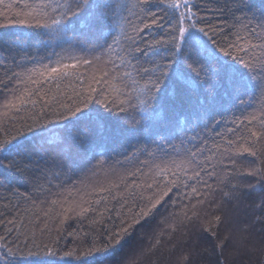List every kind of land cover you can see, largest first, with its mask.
Segmentation results:
<instances>
[{"label":"snow or ice","instance_id":"obj_1","mask_svg":"<svg viewBox=\"0 0 264 264\" xmlns=\"http://www.w3.org/2000/svg\"><path fill=\"white\" fill-rule=\"evenodd\" d=\"M213 3L0 0L4 21L34 29L27 47L0 40V188L16 198L0 203V264H143L194 222L221 251L264 230V0ZM257 92L258 108L215 131ZM48 161L70 183L51 185ZM82 166L85 179L63 171ZM225 204L252 220L219 238Z\"/></svg>","mask_w":264,"mask_h":264},{"label":"trees","instance_id":"obj_2","mask_svg":"<svg viewBox=\"0 0 264 264\" xmlns=\"http://www.w3.org/2000/svg\"><path fill=\"white\" fill-rule=\"evenodd\" d=\"M198 3L201 0H197ZM254 2L259 5L260 0H254ZM225 3V0H218L217 3L209 4L208 7H217L222 6ZM205 6L202 4V7ZM212 18L214 22L217 24H221V22L227 17L220 15L219 13H212ZM34 32L29 25L12 22H6L0 17V40H7L10 43L15 42L13 45L16 46H24L27 47L29 43H31V35ZM19 38V39H18ZM3 45H0L2 48ZM52 49L49 48V51ZM56 51H60L59 48L55 49ZM41 54H45L44 49L41 48ZM246 101H249L248 104L239 105L237 102L236 108L229 107V110L224 114V120L227 123L220 125L215 131H222L227 127H232L231 120L237 116L247 115L248 112L252 111L253 108H258L260 106L262 97L260 93L257 92L256 95L249 100L248 97L244 98ZM249 104L251 106H249ZM220 117H217L219 119ZM193 127V126H190ZM200 128H196L195 131H200ZM204 135L211 137L214 135V131L211 129L204 132ZM161 146L167 148L168 145L163 142ZM173 143L179 144V141H173ZM152 148H156V145H152ZM97 151H103V149H98ZM143 158V157H141ZM116 159H122V157H118L115 154L111 156L108 160V163H114ZM247 159H251L248 157ZM95 161H93L94 163ZM48 167L50 168V172L48 174V180L51 181V185L60 184L62 181L67 185L70 181L66 180L64 175L59 177L53 176L51 173L61 171V169L52 164L51 161H48ZM67 172V175L71 178V180H81L85 179L87 176H90V173L87 171V167L82 166L79 169H76L74 172L68 171L66 168L63 170ZM41 183H44L47 187L48 184L44 181L43 178L40 180ZM13 187L19 188L20 192H31V185L21 181L20 183H14ZM56 187L52 188V191H58ZM18 195V193H17ZM11 199L13 203L16 202V198L10 190H5L4 188H0V203H6L7 199ZM55 198V197H51ZM40 199H44V197H40ZM220 194L217 193L215 196L216 201H220ZM39 202V201H38ZM20 203L23 205L24 201L21 200ZM179 211V209H176ZM202 212L208 211L212 212L211 209L205 208L201 210ZM225 217L224 223L220 225L219 228V238H222L229 231L235 232L244 221L251 222L252 216L247 212H239L235 213L232 211V207L230 204H225L219 210ZM214 214V213H213ZM83 228L85 230L88 229L87 220L82 222ZM154 226V225H153ZM81 227V224L76 220H69L63 226V230L60 233V247L67 248L73 246L74 237L68 236L69 232L73 230H78ZM150 231V230H149ZM56 235L55 230L53 232ZM247 239L242 243H233L229 242L221 251L220 249H214L213 245L217 242L215 238H212L207 233H201L199 230V223L194 222L193 224H189L186 227H181L175 234L171 236L169 239L168 236H165V239L162 242L161 247L154 252L153 255L147 257L143 264H171L172 260H174L175 255L181 249H189L194 250V260L196 264H215L217 259L220 260L221 264H264V230H262L259 224H256L255 227L247 234ZM149 243V239L146 236L144 240L145 246ZM175 246V249H173ZM17 260L20 258L17 257ZM39 257H28L27 261H37Z\"/></svg>","mask_w":264,"mask_h":264}]
</instances>
